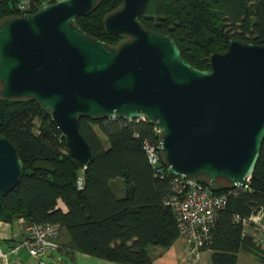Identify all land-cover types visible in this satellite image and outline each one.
Wrapping results in <instances>:
<instances>
[{"label": "water", "instance_id": "1", "mask_svg": "<svg viewBox=\"0 0 264 264\" xmlns=\"http://www.w3.org/2000/svg\"><path fill=\"white\" fill-rule=\"evenodd\" d=\"M97 3L60 0L0 22V96L29 98L47 110L82 168L92 153L80 117L146 118L162 133L172 175L247 186L264 138V44L232 40L210 56V69H198L171 37L141 26L147 0H122L103 23L128 40L111 48L75 23ZM32 168L55 171L45 160ZM22 175L15 147L0 135V197Z\"/></svg>", "mask_w": 264, "mask_h": 264}, {"label": "trees", "instance_id": "2", "mask_svg": "<svg viewBox=\"0 0 264 264\" xmlns=\"http://www.w3.org/2000/svg\"><path fill=\"white\" fill-rule=\"evenodd\" d=\"M17 2L0 0V22L19 15ZM121 5L122 0H98L94 10L76 17L75 23L91 38L117 47L127 36L107 32L103 20ZM138 21L146 30L171 37L181 57L198 69H210V56L225 51L232 40L264 44V0H147ZM78 126L92 153L84 169L66 150L47 110L29 98L0 96V135L15 147L23 168L16 187L0 197V221L22 218L26 224H55L67 231L74 251L121 264H149L150 246L167 248L178 237L174 212L163 203L173 175L165 163L164 171L157 173L142 146L145 140L157 143L153 124L80 117ZM37 160L52 163L55 171L33 170ZM82 171L83 186L78 189L75 182ZM115 178L123 179L122 197L110 187ZM198 181L227 195L226 206L216 213L210 242L200 250L211 251L212 264H237L239 251L264 263V251L243 234L241 221L264 209V138L247 187L210 185L206 176Z\"/></svg>", "mask_w": 264, "mask_h": 264}, {"label": "built area", "instance_id": "3", "mask_svg": "<svg viewBox=\"0 0 264 264\" xmlns=\"http://www.w3.org/2000/svg\"><path fill=\"white\" fill-rule=\"evenodd\" d=\"M60 0H18L17 9L20 14L33 13L43 6L56 3ZM108 119L119 120L121 124L131 121H145L142 119H123L110 117ZM158 136L157 143L145 140L142 144L147 160L157 173L164 171V162L160 150L161 131L153 124ZM134 137H137L135 134ZM84 169V168H83ZM76 187L83 186V171L76 178ZM247 186L238 187L243 189ZM235 189V188H234ZM164 205L170 207L175 215L178 238L188 249V259L193 262L197 259L200 248L210 242V230L214 223L216 213L227 204L226 194L213 192L210 186L190 177L173 175L170 182V191L163 197ZM238 219V216H236ZM243 234L248 236L252 243L264 251V209L260 208L247 218L242 220ZM25 238L10 248L11 253H16L24 248L35 259V264H61L59 257H52L51 252L58 248V228L51 223H29L25 226ZM0 262L6 264V254L0 250Z\"/></svg>", "mask_w": 264, "mask_h": 264}, {"label": "crops", "instance_id": "4", "mask_svg": "<svg viewBox=\"0 0 264 264\" xmlns=\"http://www.w3.org/2000/svg\"><path fill=\"white\" fill-rule=\"evenodd\" d=\"M99 135L104 139L103 135ZM107 146V143L105 142ZM110 187L117 197L124 195L125 185L123 179L115 178L110 181ZM58 206L65 212L67 210L65 204L62 201L58 202ZM26 223L15 220L13 222L0 221V250L6 254V264H26L19 253H11L10 248L22 241L25 238ZM70 236L64 228H58V249L53 253L55 256L61 259V264H121L112 262L100 258L93 257L91 255L74 251L70 247ZM151 262L149 264H212L211 251L200 250L197 259L191 262L188 259V249L185 243L176 238L167 248H162L157 245H152L148 248ZM66 259L69 260L66 263ZM28 264H35V259L31 257V261L28 260ZM0 264H3L0 262ZM237 264H264L258 258L246 251H239L237 253Z\"/></svg>", "mask_w": 264, "mask_h": 264}, {"label": "rangeland", "instance_id": "5", "mask_svg": "<svg viewBox=\"0 0 264 264\" xmlns=\"http://www.w3.org/2000/svg\"><path fill=\"white\" fill-rule=\"evenodd\" d=\"M126 40H128V37L125 39V40H122L120 43H122L123 41H126ZM119 43V44H120ZM118 44V45H119ZM117 45V46H118ZM225 182L226 181H224L223 179H218L217 180V182H216V184L217 185H223V184H225ZM17 220H20V222H23V220H22V218H20V219H17ZM27 225V224H26ZM17 253H19V256L24 260V261H26L27 263L26 264H28V260H30L31 261V256L28 254V252L24 249V248H21ZM60 263H61V261H60ZM13 264V263H12Z\"/></svg>", "mask_w": 264, "mask_h": 264}]
</instances>
